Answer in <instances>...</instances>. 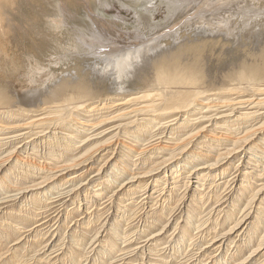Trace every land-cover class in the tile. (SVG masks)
Segmentation results:
<instances>
[{
  "label": "rangeland",
  "instance_id": "rangeland-1",
  "mask_svg": "<svg viewBox=\"0 0 264 264\" xmlns=\"http://www.w3.org/2000/svg\"><path fill=\"white\" fill-rule=\"evenodd\" d=\"M147 1L151 0H0V88L4 89L5 86V89L14 92L15 103L19 105V108L14 110H19L21 115L10 120L17 126L27 125L24 130L12 134L5 130L0 132V142L5 139L6 142L9 141V144L0 150V160L9 154L12 157L20 155L19 162L28 160L48 169L40 172L14 169L13 171L21 173L22 177L17 179L12 191L0 189V230L4 229L7 223L16 226V223L11 221L15 215L27 216L28 213L30 217L12 231L9 239L0 242V264H77L78 261L80 264H212V260L218 255L225 253L223 256L227 258L237 251L241 253L234 259L242 260L251 252L245 249L246 239L243 236L250 228L249 224L244 231L249 221L246 225L236 227L231 233L228 230L236 224L239 217L250 209L255 210L254 208L259 209L263 220L257 233L260 237L263 235L264 145H261L263 153L257 152L259 156L256 153L261 162L256 163L255 167L249 165V157L234 156L219 162L207 178H202L207 171L201 170L200 167L187 166L177 174L180 175L178 183L171 185L173 182L169 170L168 174L160 175L164 185L154 187L155 180L160 182L157 174L159 171L152 172L141 179L143 181L140 183L130 179L129 174L155 168L167 159L170 153L192 150L191 146L185 145L183 149L177 146L184 145L193 128L195 131L201 128L208 137L217 138L222 135L225 138L222 146L211 142L209 155L213 160L225 149L230 148L232 143L242 141L245 136L254 133L257 127H263L264 130V114L247 120L246 124L235 126L232 123L228 127H222L218 123L215 124L214 119L229 112L214 115L215 112H209L206 108L188 115L183 113L186 111L184 108L178 110L176 116L162 117L158 121L154 119L156 114L148 111L150 99L143 98L148 93L145 91V85L152 77L156 59L165 55L169 58L181 55L183 57L184 54V60L204 67L205 73L211 75V80H223L228 70L232 69L233 72L243 63L258 65L255 66L256 71H263L264 0H209L206 1L207 6L197 7L196 10L194 8L197 0H178L180 3L174 8L172 5L177 0H152L146 5L149 6L150 12L146 27L143 26L145 20L141 18L145 14L141 5ZM209 22L216 25H207ZM253 23L256 24L255 27ZM250 27L254 30L261 28L254 32ZM100 29H103V33ZM135 31L139 32V36L144 34L141 40L127 38L126 35ZM98 32L104 35L103 40L96 35ZM116 34L122 37L115 38V44H106V38H112ZM156 37L157 43L140 51L138 58L125 62L118 69L114 64H110L112 61L108 62L114 57V51L132 50L142 42L143 46L146 45L145 40H153ZM104 53L108 60H105ZM180 58L174 59L184 65ZM258 81L259 83L253 82L251 86L243 82L236 90L225 92L224 96L233 103L264 100V73ZM79 82L92 89L94 94L89 101L84 102L81 99L66 108L59 107V110H62L59 114L49 109L52 106L58 108L57 105H42L44 99L50 98L53 90L60 85L71 86ZM195 88L171 86L168 93L176 90L192 91ZM215 94L213 91L205 92L199 98L203 101H199L203 104L217 101ZM20 99L26 102L23 101V104ZM98 101H101L100 108L105 102L108 105L98 113H88ZM87 105L90 106L86 108ZM247 105H243L242 109L235 107L231 114L235 117L231 121L241 114L255 112L256 109H249L251 105ZM6 107L7 105L0 107V115L2 108L6 110ZM188 111H191V107ZM69 113L73 114V118L79 115L81 119H89L94 115L91 119L95 124L106 122L85 128L86 131L79 135L81 138L77 139L70 134L76 126L69 130L66 127L72 119ZM261 113H264V109L257 114ZM210 118L211 121L208 122ZM147 120H152L151 133L146 132L143 138L137 140L128 137L127 129L134 125H131L132 121L139 123ZM189 120L195 127L187 126L186 129H179V134L169 135L174 124ZM77 123V126H80L83 120ZM41 131L43 133L36 135ZM23 133L30 135L24 141L21 138ZM43 134L55 135L54 143L61 142L63 137L71 139V147H78L68 153V160L73 159L77 163L74 170L77 171L89 163L92 164L93 170L83 181L68 183L59 190L47 193L41 198V202L30 205L27 204L29 200H24L13 190L41 182V177L46 171L54 173L63 164V160H66V165L70 164L66 157L59 160L49 158L42 142L39 148H28L24 152L25 143L33 139L39 143V139H42L39 137ZM101 145L106 147L103 152L97 149ZM156 147H163L164 151L150 156L152 149ZM124 152L129 155L124 159L125 163H128L126 173L98 197L93 191L103 189L104 179L98 175L97 169L110 157ZM89 154L92 159L80 165ZM101 155L102 159L97 160ZM146 158L150 159L142 163L140 159ZM194 163L197 164L196 160ZM10 164L13 166L12 162L6 163L3 171L11 167ZM223 167L227 168L226 173L214 178ZM81 171L83 170L79 172ZM57 175L60 176V173ZM243 175H249L247 183L243 182L247 187L244 196L238 198L237 207L234 209L232 201L235 193L238 194L237 189L243 181ZM71 188H74L73 191L67 193ZM77 189L83 190L79 191L80 195L75 198L73 192ZM253 195L256 196L255 201H250V196ZM122 200L124 202L120 203ZM117 206H120L121 210L118 211ZM190 210L194 211V218L185 223ZM228 215L232 217L230 222L227 221ZM113 224L119 225L118 231H111ZM182 227H185L187 234H180ZM217 234H226L228 237V240L221 242L222 252L216 250L220 243L212 246L208 241L211 235ZM184 236L187 240L182 241ZM260 261L264 262L263 254L253 264Z\"/></svg>",
  "mask_w": 264,
  "mask_h": 264
},
{
  "label": "bare ground",
  "instance_id": "bare-ground-1",
  "mask_svg": "<svg viewBox=\"0 0 264 264\" xmlns=\"http://www.w3.org/2000/svg\"><path fill=\"white\" fill-rule=\"evenodd\" d=\"M197 1H198V3H196V4L194 3L195 4V8L192 7L195 10L197 9V7H203L205 5L207 6L208 3L206 1H209V0H197ZM150 2L147 1L145 4L141 5L143 12H145V14L143 16H141V18L143 20H145L144 21L145 24H143V26L145 25L146 27L148 26V19L150 17L149 6L147 7L146 5L150 4ZM224 2L225 1H223V3ZM177 3H178V0L174 3V5H172L173 8L175 7V5L177 7V5L180 2L178 4ZM191 4H193V3H191ZM237 9L238 8H236V10ZM251 11H253V10H251ZM178 14H179V12H178ZM193 14H194V12H193ZM188 15H189V13H188ZM237 15H239V14H237ZM231 22H229V23H231ZM248 22L250 23V21H248ZM142 23H143V21H142ZM206 24L207 25L210 24L212 26L216 25L215 23L211 24L210 22L206 23ZM253 24H251V25H253ZM255 25L256 24H254L253 27H255ZM232 27H234V26H232ZM236 27L238 28L237 25H236ZM240 28H239V30H241ZM245 28H247V27H245ZM260 28H257L255 30H258V29L260 30ZM147 29H149V28H147ZM207 29L208 30H213V29H210V28H207ZM250 29H251V27H250ZM252 29H251V31H252ZM215 30H216V28H215ZM229 30L231 31L232 29H229ZM255 30H254V32H255ZM99 31L102 32L103 29L102 30L100 29ZM100 33L96 34V35L101 40H103V36L104 35L100 34ZM233 33H235V32H233ZM256 33H257V31H256ZM159 34H162V33H158V35ZM224 34H225V32H224ZM139 35H140L139 32L135 31L131 35H126V36H127V38H130V39H132V38L140 39L141 37L144 36V34H141V36H139ZM120 37H122V35H117V34H116V36H113L112 38L107 37L106 40H108V42H106V44L107 43L115 44L117 42L115 40V38H120ZM157 39L158 38L156 37L153 40L152 39L145 40V44L146 45L143 46V42H142V43H140L138 45V47H136L135 49H132V50L121 49V50H119V52L114 51V54H115L114 57H112V59L109 60L108 62L110 63L112 61L110 64H114L115 66H117V69H118L119 67H121L120 65L124 64L125 62L131 61L135 57L138 58L139 57L138 55L141 54L140 51L150 48L151 45L153 46L155 43H157V41H158ZM136 41H139V40H136ZM94 54H95V52H94ZM157 55H159V54H157ZM103 56L106 58L105 60H108V58L106 57V53H104ZM180 57H182V55L178 56V57L174 56V57H169V58L165 55V56L160 57L158 60L156 59V63L154 64L155 67H153L152 77L148 79V83H146V85H145V86H147V88H146L147 90H145V91L148 92V93H146L143 98H146L147 100L150 99L149 106H148L149 107L148 111L150 113L156 114V117L154 119L158 120V119H161L162 117H167V116H170V115H172L174 117V116H176L178 110H181V109H184V108H185L186 111L183 110L184 111L183 113H185L186 115L190 114L191 112L194 113L195 111H198V110L202 111L203 109L206 108V110H208L209 112H212V113L215 112L214 115H219V114L224 115L223 113L228 111L229 114H226V115L221 116V117L218 116V117H216L214 119L215 124L218 123L222 127H224V126L228 127L229 124H232V123H234L235 126H239L241 124H246L247 120H249L251 118H258V117L262 116V114H264V113H261L259 115L257 114L259 111H261V109H264V100H257V102H251V103H248L249 100L247 102L244 100L245 102L244 101H238V102H234L233 103V101L232 102L229 101L230 99H227L224 96L225 92L236 90L241 85V83H243V82L250 84V86L253 85V82L254 83L255 82L259 83L258 80H260V76H262V74L264 73V70L261 71V72L260 71L257 72L256 71L257 68L255 66L258 67V65L254 66V64L250 65L249 63H243L241 66L239 65V67L235 68V70L233 72H232V69L228 70L227 73L225 74V76L223 77V80L221 79V81H220V80H217L216 78H215V80L213 78L211 80L210 79L211 75L210 74L207 75V73H205V71L203 69L204 67L202 68L201 66L196 65V63L192 64L191 62H189L187 60H184V58H183V57H185L184 54H183L182 58H180ZM152 58H153V56L151 57V59ZM174 58H176V59L180 58L181 60L184 61L185 64L182 65L179 61H176ZM234 63H236V62H234ZM237 66H238V64H237ZM25 76H27V74ZM29 77L31 78V76H29ZM218 81H220V82H218ZM66 83H67V81H66ZM12 85L13 84H11V86ZM171 86H189V87H196V88L194 90H192V91H186L185 90L184 92H182V90L181 91L176 90L174 92H169L168 93V90L171 88ZM89 88L90 87H88L86 84H84V83L80 84V82L76 83L74 85H71V86L70 85H65V84L64 85H60L55 90H53L52 94H50L51 95L50 98L44 99V101L42 102L44 104H42V105L43 106L47 105V104L57 105L58 108H56V107L53 108V106L50 108L49 107L50 105L48 107H49V109H52L55 114H59L62 111V110H59V107H60V109H63V108H66L67 106H69L71 104H76V103H74L75 101H79V100L82 99V100H84V102H87L90 99H92V96H93L94 93L91 91L92 89H89ZM203 89H205L207 91H204ZM208 91L216 92L215 96H217L218 99H217V101H212V102H210L208 104H203V102L199 101V100H201V99H199L200 95H202V94H204L205 92H208ZM263 92H264V90H263ZM14 95H15L14 92L5 89V86H4V89L0 88V107L1 106L4 107L5 105H7V107H6L7 109L6 110H4V108H2V112H1V115H0V132L5 130V132H8V134H10V133L12 134L14 132H18V131L24 130L25 127L27 126L26 124L25 125H20V126L14 125L15 124L14 121L10 120L11 118H14V117H17V116L21 115V113H19L20 112L19 110H14L17 107L19 108V105H17L15 103L16 102V98L14 97ZM27 100H28V98H27ZM151 100H153V101H151ZM20 101H22V100L20 99ZM23 101H22V103H23ZM201 101H203V100H201ZM24 102H26V101H24ZM112 102H114V101H112ZM156 102H158V103L155 104ZM94 103H97V102H94ZM64 104H66V105H64ZM100 104H101V101H98V104L96 106L90 108L89 111H87V112L90 113V114L91 113H98L103 108H105V106L108 105L105 102L104 105H102V108H100ZM245 104H248L247 106L251 105V107L250 108L248 107V108L249 109H256L255 112L241 114L240 116H236V118L231 121V119L233 117H235V115L231 116V114L234 112V109H236L235 107H237V109L238 108L242 109L243 105H245ZM89 106L90 105H87L86 108L89 107ZM189 107H191V111H188ZM196 107H198V108H196ZM208 111H206V112H208ZM69 116L72 119L68 122V125H66V124L65 125H66V127H68V130H69V128H72V126H74V125L76 126L74 130L70 131V134L74 135V137L77 138V139L81 138V137H79V135H81L83 131H86L85 128H87V127L88 128H92V127H94L96 125H99V124L101 125L103 122L104 123L106 122V121H101V122H99V124H95V122H93V119H91L92 117H94V115L91 116L89 119H85V118L81 119V117L79 115L76 116L77 118L76 117L73 118L72 117L73 114H70ZM79 120H83V123H81L80 126H77L79 124V123H77V122H79ZM151 121L152 120H147L145 122H139V123L132 121L131 125L132 124H134V125L127 129L128 130L127 134L129 135V136L128 135L127 136L129 138L133 139V140H137L138 138H143V136H144V134L146 132H150L152 130L151 129L152 125H150ZM210 121H211V118L208 119V122H210ZM71 122H73V124H71ZM195 124H197V123H195ZM65 125H63V126H65ZM187 126H189V127L194 126L195 127V125L192 124L190 122V120L189 121H183L182 123H178V124L176 123V124L173 125V128L171 129L169 135L179 134L178 133L179 129H182V128L186 129ZM257 128L258 129L255 130L254 133H252L251 135L245 136L242 139V141H238V142L232 143L230 145V148H227V149H225V151L223 153L218 154L217 157L215 158V160H213V158L209 155V154H211V152H209V149H211V147H212L211 142L216 144V146H219V145L222 146L223 142L226 141L225 138L222 135L217 136V138L208 137L206 134L204 135V133H203L201 128L196 130V131L194 130L195 128H193V129L190 130V133L187 135V137H186V139L184 141V145L177 146V148L182 147V149H183V147L185 145L186 146H191L190 148H193L192 150H188V151H185V152L183 150H180L179 152H177L175 154L174 153H170L168 155L169 157L167 159H165L162 163L158 164L155 168L150 169L148 171H141V172L139 171V172L130 173L129 174L130 175V179H133V180H135V182L140 183V182L143 181L141 179L149 176V174H151L154 171H159L160 174L159 173H157V174H158V178L160 179V175H162V174L165 175L166 173L168 174V171L170 170V172H171L170 176H171V180L173 182L171 185H173V184L178 183V177L180 175L177 176V174L180 172V170L185 169V167H187V166H190V168L200 167L201 170L207 171V173L204 174V176L202 177V178H207V177H209L211 175L210 173H211L212 170H214L213 168H216L217 165L219 164V162H221L222 160L230 159V158H232L234 156L240 158L243 155L245 157L246 156L249 157V159H248V162H250L249 165L251 167H255L256 163L261 162V159H258L256 157V153L260 152L262 150L261 145H264V130H263V127L262 128L261 127H257ZM39 133H43V132L42 131L41 132H37L36 135H40ZM22 135H21L22 136L21 138H23V141L25 139L29 138V136H30V135L27 136V134H24V133ZM54 136L55 135L46 136V135L43 134L42 137H39V138H42V139H39V143L40 144L36 143L37 142L36 140H35L36 142H34L33 141L34 139L30 140V142L25 143L24 152L28 148H33V149L39 148L41 146V142H42V146L44 147V149H46V154H47V156L49 158H55V159L59 160L61 157H66L67 160H68V158L70 157L69 154H68L69 150L74 151V150H77L78 147H74L75 146L74 145L73 146L74 149H73V147H71V145H72L71 142H73V141L71 139L66 138V137H63L61 142L54 143V141H55V140H53ZM251 136H253V137L255 136V137L254 138L252 137V139L250 140ZM80 141H82V140H80ZM253 141H256V142H253ZM0 143H1L0 144V150H1L2 147L7 146V144H9V141L6 142V139H5V141H2ZM101 147L97 148L98 150L100 149V152H103V151L106 150L105 146L101 145ZM201 148H203L204 150L203 151L200 150ZM158 151L163 152L164 148L163 147L153 148L150 156L152 154H155ZM21 153H23V152L21 151ZM261 153H263V152L261 151ZM127 154L128 153L124 152L121 155L119 154L120 156L119 155H115L114 157H110L109 159H107L105 161V163L101 167H99L97 169L98 175L101 176V179H104V181L102 182V185H104L103 189H100L98 191L97 190L93 191L94 193L97 194L98 197H100V194L103 192V190L108 189L112 185V183L114 181L118 182L119 179H120V176L124 175L126 173V165H128V163H125L126 161H124V159L127 158V156H129ZM102 155L100 157H97V160H100L99 158H101ZM19 156L20 155H18L16 157H12L9 154L6 158H2V160H0V189L1 190H4V191L10 190V191H12V188H14L13 185L16 184L17 179H20L22 177L21 173L17 172L19 170H22L23 172H24L25 169H28V171L26 170L25 172H29V171L30 172H34V171L35 172H40V171L48 170L46 166L44 167V166H42L40 164L39 165H35V164L30 163L31 161L29 162L28 160L27 161L24 160L23 162H21V161L19 162V160H18ZM88 156L89 157H86V159L84 161L80 162V163H82L80 165H83L84 164L83 162H85L87 160L90 161V159H92L90 157V154ZM258 156H259V154H258ZM261 156H262V154H261ZM253 157L255 158L254 160L252 159ZM149 159L150 158H148V159L146 158L145 160L144 159L143 160L140 159V160L142 161V163H145ZM195 160H196L197 164L194 163ZM68 161H69L68 163H70V164L66 165L65 164L66 160H63L62 161L63 164L61 166H59V169L54 171V173H51V171L50 172L46 171L44 176L41 177L42 178L41 182L36 183L35 185L29 186V187L17 188L16 190H13V192H18L17 194H19L21 196V198H23L24 200H29V202L27 204L35 205L36 203L41 202V198L46 196L47 193H49V192L52 193L54 190H59L61 187H63L64 185H67L68 183H78L80 181H83L85 179V177L90 172H92V170H93L92 164L89 163V164H86L84 167H81V169L83 171L79 172L81 169L75 171L74 167L75 168L77 167V163L73 159L68 160ZM11 162H12L13 166H11V164H10L11 167H9V168L7 167V169H5L3 171L4 165L6 163L8 164V163H11ZM80 165H78V167ZM225 167H227V166H225ZM14 169H16L17 171L16 172L13 171ZM226 169L227 168L223 167V169H221V171H218V174H215L214 178L223 176L226 173V171H227ZM112 171H114L115 173L114 172L112 173ZM57 173H60V176H58ZM175 174H176V176H174ZM197 175L199 176L200 174H198V172H197ZM248 177H249V175H243V181H241V184L239 185V188L237 189L238 194L235 193L236 195H235V197H234V199L232 201V208H234V209L237 207L236 204L238 202V198L244 196V193H245L244 191L246 190L247 185L244 184L243 182L247 183L246 180L249 179ZM154 184H155L154 187H156L158 185H164L162 183L161 179H160V182L158 180H155ZM73 189L74 188H71V190L67 191V193L68 192L69 193L72 192ZM81 190H83V189H77L76 191L73 192L75 198H77L80 195ZM255 197L256 196H254V195L250 196V201H253L255 199ZM122 202H124V201L122 200L120 203H122ZM87 203L88 202H86V204ZM250 205H251V203H250ZM254 209L255 210H253V209L251 210L250 209L249 212L247 211L246 214H244L243 216L239 217V219L236 220V224L233 225L228 230V232L231 233L232 231H234V229L236 227L246 225L247 221H249L248 224L246 225L244 231L247 230V227H248L249 224H250V228L245 232V235H243L244 238L246 239V241H245V245H246L245 249L251 251L249 253V255L246 258H244V259L242 258V260H240V259L236 260V259H234V257L238 256L241 253L240 251H237V252H235L233 254H230L229 257H227V258H225V256H223V255H225V253H224V254L218 255L217 258L212 260V264H253L254 262L258 261L259 257L262 254L264 255V233H263V235L261 237L257 233L259 228H260L259 225H262L263 220L260 217V212H258L259 209L258 208H254ZM119 210H121L120 206L118 207V211ZM27 212H25V213H27ZM19 213H21V212H19ZM193 213H194V211H192V210H190V212L187 213V217L185 218V223H188L189 221L193 220V218H194ZM253 214H254V217H252ZM29 219H30V217L28 216V213H27V216H19V215L18 216H16V215L13 216L11 218V221L16 223V226L13 227L11 223H7V225L4 227V229L0 230V242H4L5 240L9 239L11 237V235H12V231H14L15 228L17 229L18 225H23V222H26V220H29ZM230 219H232V217H231V215H228L227 216V221L230 222ZM233 222H234V220H233ZM216 223H217V221L214 224H216ZM120 228H121V226H120ZM118 229H119V225L118 224H115V225L113 224V228H112L111 231L115 232V231H118ZM185 231H186L185 227H182L180 234H184V233L187 234ZM262 232H264V229L262 230ZM81 237L83 238L84 236H81ZM185 239H186V237L184 236L182 241H184ZM217 239H218V241H217ZM222 240H225V241L228 240V237H227L226 234L211 235V237H210V239L208 241H210L209 243L212 246H214L217 243H220L218 247L216 246V250L222 252V246H221V242H223ZM178 242H179V239H178ZM107 244H108V242H107ZM173 250H174V248H173ZM173 252H175V251H173ZM227 255H228V253H227ZM256 256H257V258L255 259ZM85 260H87V258H85ZM237 261H239V262H237ZM71 264H73V263H71ZM77 264H80V262L78 261ZM191 264H193V263H191ZM257 264H264V262L261 263V261H260Z\"/></svg>",
  "mask_w": 264,
  "mask_h": 264
}]
</instances>
